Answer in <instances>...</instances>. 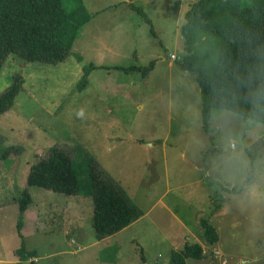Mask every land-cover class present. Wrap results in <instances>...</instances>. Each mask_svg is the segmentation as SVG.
Segmentation results:
<instances>
[{
	"label": "rangeland",
	"instance_id": "obj_1",
	"mask_svg": "<svg viewBox=\"0 0 264 264\" xmlns=\"http://www.w3.org/2000/svg\"><path fill=\"white\" fill-rule=\"evenodd\" d=\"M66 1L89 16L70 57L57 66L11 57L0 73V95L16 74L26 79L15 107L0 116V152L20 149L9 165L22 161L15 186L33 200L20 232L17 209L1 207L0 253L13 259L20 250L22 264H169L186 243H200L211 256L186 264H264V126L216 109L206 130L198 75L181 68V27L199 0ZM56 146L72 157L83 189L100 172L144 216L97 242L90 196L28 183L32 166ZM11 176L0 174V204ZM203 219L220 235L211 249Z\"/></svg>",
	"mask_w": 264,
	"mask_h": 264
},
{
	"label": "trees",
	"instance_id": "obj_2",
	"mask_svg": "<svg viewBox=\"0 0 264 264\" xmlns=\"http://www.w3.org/2000/svg\"><path fill=\"white\" fill-rule=\"evenodd\" d=\"M65 1L0 0V73L11 57H19L26 65L50 66L60 65L70 57L89 16L82 5L66 7ZM137 11L151 23L143 9ZM181 34L185 51L181 68L198 75L206 130L211 127L216 109L226 108L248 120L250 105L244 81L256 53L264 56V0H199L185 14ZM155 65L152 62L142 69L143 75L151 73ZM25 80L22 73L12 77L11 85L0 95V116L15 107ZM85 83L81 82V86ZM17 153L20 149L16 147L0 152V163ZM28 183L67 197L90 196L97 242L121 234L144 216L120 187L100 172L92 173L89 191L83 189L72 157L58 146L32 166ZM18 202L23 215L33 202L28 189ZM202 225L203 240L213 248L220 241L218 228L208 219H203ZM20 252L23 260L27 258ZM210 256L202 244L186 243L181 251L172 253L169 264H186L187 259Z\"/></svg>",
	"mask_w": 264,
	"mask_h": 264
},
{
	"label": "clouds",
	"instance_id": "obj_3",
	"mask_svg": "<svg viewBox=\"0 0 264 264\" xmlns=\"http://www.w3.org/2000/svg\"><path fill=\"white\" fill-rule=\"evenodd\" d=\"M246 91V100L250 105L248 113V122L255 126H264L261 121L264 120V56L256 53V61L249 69L247 80L244 81ZM221 117L229 114L228 109L220 110ZM76 115L84 117V110L80 109Z\"/></svg>",
	"mask_w": 264,
	"mask_h": 264
},
{
	"label": "crops",
	"instance_id": "obj_4",
	"mask_svg": "<svg viewBox=\"0 0 264 264\" xmlns=\"http://www.w3.org/2000/svg\"><path fill=\"white\" fill-rule=\"evenodd\" d=\"M15 158H17V157L16 156L13 157V155H12L9 159H7L6 161H3V162L0 163V165L2 164V167L0 168V174L7 175V176L8 175H12L9 178L7 177L5 180L2 179V181L4 180V182H3L4 188L8 189V195H7V199L6 200H2L3 203L0 204V209H1V207L4 208V206H7V204H10V205H12L13 208L17 209V213H15L16 214L15 216L17 218V219L15 218L16 219L15 220L16 221L15 224H16V226H18V231L20 232V227H21L20 220H21V218L22 219H25V218L28 219V213L30 211V208L22 215L21 209H20V205H19V202H18V197L22 194L24 187L21 188L20 186H17V187L15 186L16 185V177L13 176V174H12V172H15V171H16L15 174H17L18 167L22 166V161L19 160L18 162H13L12 166L9 165V164H11L12 159H15ZM28 164H30V163L28 162ZM30 166H32V165H30ZM81 199H84V198H81ZM220 207L221 208H220V211H219L218 215H220V213L221 214L224 213L223 205H221ZM2 210L3 209H1L0 211H2ZM164 210H165V215L169 216L168 218H170V216H172V215H171L170 211L168 210V207L164 206ZM18 211L20 212V215H18ZM21 232H22V230H21ZM1 243L2 242H0V251H2ZM184 244H185V242L181 245V247H183ZM203 246L206 247L205 245H203ZM17 247H18V245H17ZM33 253L34 252H31V253H29V255L31 256V254H33ZM18 254H19V252L17 251L15 257H13V259H10L8 256H5L4 254L0 253V264H8V263L9 264H22L20 262H17V259L22 260L20 255H18ZM13 260H15V261H13ZM223 263H225V262H223Z\"/></svg>",
	"mask_w": 264,
	"mask_h": 264
},
{
	"label": "built area",
	"instance_id": "obj_5",
	"mask_svg": "<svg viewBox=\"0 0 264 264\" xmlns=\"http://www.w3.org/2000/svg\"><path fill=\"white\" fill-rule=\"evenodd\" d=\"M172 58H173V60H177L178 59V58H176L175 55ZM219 256H220V253H219Z\"/></svg>",
	"mask_w": 264,
	"mask_h": 264
},
{
	"label": "water",
	"instance_id": "obj_6",
	"mask_svg": "<svg viewBox=\"0 0 264 264\" xmlns=\"http://www.w3.org/2000/svg\"><path fill=\"white\" fill-rule=\"evenodd\" d=\"M134 0H130V3L133 4Z\"/></svg>",
	"mask_w": 264,
	"mask_h": 264
}]
</instances>
